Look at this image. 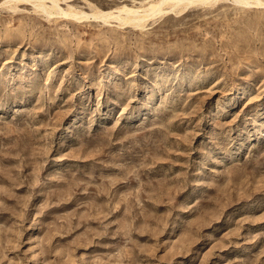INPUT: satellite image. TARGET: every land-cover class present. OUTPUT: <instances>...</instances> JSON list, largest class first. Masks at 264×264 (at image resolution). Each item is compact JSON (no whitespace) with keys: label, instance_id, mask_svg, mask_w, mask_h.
I'll return each mask as SVG.
<instances>
[{"label":"rangeland","instance_id":"obj_1","mask_svg":"<svg viewBox=\"0 0 264 264\" xmlns=\"http://www.w3.org/2000/svg\"><path fill=\"white\" fill-rule=\"evenodd\" d=\"M37 1L0 0V264H264V5Z\"/></svg>","mask_w":264,"mask_h":264},{"label":"bare ground","instance_id":"obj_2","mask_svg":"<svg viewBox=\"0 0 264 264\" xmlns=\"http://www.w3.org/2000/svg\"><path fill=\"white\" fill-rule=\"evenodd\" d=\"M7 1V0H6ZM43 1V0H42ZM57 0H52L51 6H49L51 9H54L55 12H61L64 13L66 16L71 15L74 17H87L88 15L85 14V12H76V11H64V9L60 8V6L56 3ZM235 3L241 5V6H259L264 5V1L262 0H233ZM5 2V1H4ZM208 0H157V1H151L147 5L143 7H135V6H126L123 5L121 7H117L114 10H108V11H102L100 9H96L94 12L90 14L93 18H101V19H108V18H114L118 21L120 24H130V25H140L142 21L149 17H155L159 13H163L166 11L165 8L172 10L173 12H180L182 9H184L185 6L190 4H206L209 3ZM32 3H35L32 1ZM37 6L35 8H43L42 11L48 12L46 10L47 8L44 7V3H41L40 0L37 1ZM36 4V3H35ZM163 5L166 6L163 8ZM48 7V8H49ZM50 13V11L48 12Z\"/></svg>","mask_w":264,"mask_h":264}]
</instances>
